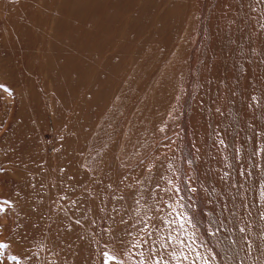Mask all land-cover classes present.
<instances>
[{
	"label": "rangeland",
	"instance_id": "rangeland-1",
	"mask_svg": "<svg viewBox=\"0 0 264 264\" xmlns=\"http://www.w3.org/2000/svg\"><path fill=\"white\" fill-rule=\"evenodd\" d=\"M0 264H264V0H0Z\"/></svg>",
	"mask_w": 264,
	"mask_h": 264
},
{
	"label": "snow or ice",
	"instance_id": "snow-or-ice-1",
	"mask_svg": "<svg viewBox=\"0 0 264 264\" xmlns=\"http://www.w3.org/2000/svg\"><path fill=\"white\" fill-rule=\"evenodd\" d=\"M0 87H3L2 85H0Z\"/></svg>",
	"mask_w": 264,
	"mask_h": 264
}]
</instances>
